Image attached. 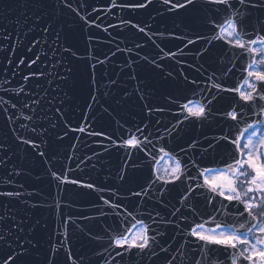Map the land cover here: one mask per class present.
Returning <instances> with one entry per match:
<instances>
[{
  "label": "water",
  "instance_id": "1",
  "mask_svg": "<svg viewBox=\"0 0 264 264\" xmlns=\"http://www.w3.org/2000/svg\"><path fill=\"white\" fill-rule=\"evenodd\" d=\"M34 2L35 0H0V96L4 99L9 98V93L3 91L4 87L14 93L23 86L31 97L36 99L44 97L35 114L26 108L13 110L9 107L8 113L0 111V144L7 145L8 149L6 154L0 152V159L7 161L6 166L0 165V190L22 193L18 199L12 201L0 197V212L8 207L11 209L9 214L15 216L17 220L23 218L26 221L25 231L20 235L25 246L30 248L31 254L28 256L30 264H48L49 257L53 255L55 264H66L67 252L64 250L56 252L54 247L61 241L70 248L74 256L82 258V264H103L104 257L99 253L104 251L109 242L106 229L109 225L113 227L117 225L113 223L111 216L97 218V208L94 207L98 202L97 193L85 195L84 193L89 190L70 182L54 180L50 169L61 174L64 181L79 180L113 189L121 198H125L124 202L129 208H133L131 201H135L136 198L129 201L126 197L129 188L135 185L124 184L119 180L118 173L124 164L113 163L112 149L115 146L109 140L89 136L87 133L104 132L119 142L122 136L133 132L135 126L141 124L142 120L145 122L151 120V125H155L156 118L160 117L162 123L155 127L161 128V133H156L155 129L153 132L154 135L162 134L163 125L174 123L172 112L179 111V103L185 102L186 99L201 98L192 90V86H189L192 94L178 95L180 100H177V103L164 104L163 100L147 99L148 90L144 86L147 83L157 84L165 81L161 80L159 69L154 70L135 54L139 52L140 55L147 54L150 58L156 57L159 63L165 65V72L174 69L173 74L176 76H180L183 69L184 75L200 81L201 88L211 84L207 77L213 72L221 77L217 83L226 80L228 87L241 84L244 65L241 63L244 61L240 60L242 57L240 56L230 62L224 55V50L227 49L229 54L239 50L228 48L222 41H216L214 47L209 46L211 56L197 55V50L205 46L203 40L184 48L186 41L173 36L193 35L191 31L193 26L183 10L168 11V6L162 0H153L147 9L138 10L111 8L110 0H68L72 8H76L89 20H95L100 27L85 25L83 20L71 9L63 7L62 3L60 8H55V4L61 0H48L53 7L43 10L32 7ZM116 2L130 4L136 3L137 0ZM81 4L85 6L80 7ZM236 6L239 7L238 3ZM92 8L100 11L89 15ZM109 8L111 11H108ZM251 15L255 21L257 16H264V12L252 10ZM37 16L41 17L38 22ZM122 21H131L141 27L147 26V30L152 33H163V36L155 35L152 38L159 48L143 33ZM48 25H51V28L45 33L44 28ZM195 27L209 39L212 38L210 25L200 22ZM105 28L107 31H104ZM56 32H60V40L56 39ZM6 35L11 39H5ZM37 41L39 43H36ZM136 43H141L143 47L135 48ZM33 45L35 47H32ZM12 47L15 48V53L9 51ZM30 47L32 51H28ZM65 47L71 51L65 52ZM117 47L121 51H116ZM160 48L164 49V53L176 52V56L172 59H160V56L164 55L160 53ZM126 49H132V52L129 53L125 51ZM113 52L116 54L112 55ZM36 55L40 56V61L36 65L32 68L21 66L15 70V75L12 74L8 59L16 61L18 58H24L27 62ZM130 59L137 61L133 65L136 69V79L130 78L132 69L126 67ZM93 65L96 67L93 68ZM69 67L73 69L71 73L67 72ZM228 68H232V72L223 77L222 73ZM31 72H43L44 75L25 82L22 76ZM60 76L70 78L61 80ZM6 78L10 83H5ZM93 79L95 83L92 82ZM112 80L117 83L111 84ZM137 88L143 91L137 92ZM141 95L144 96L143 99ZM92 96L96 97L95 101L91 99ZM167 99L169 100L168 96ZM23 100H29V96H24ZM47 101L52 103L49 104ZM145 105L165 107L172 112L156 113L148 118ZM226 107L227 103L224 101L216 105L217 109ZM13 111L15 115L10 124L7 116ZM25 116L34 118L28 120L24 118ZM258 119L264 117L252 116L244 120L239 125V131L243 133L248 123ZM231 123L220 116L203 125L195 122L186 123L182 126L184 131L178 138L171 140L167 147L187 146L192 139H199L207 144L205 137L211 140L212 137L219 136L222 132L228 131L227 125ZM33 127L36 128L35 132L32 131ZM79 127H84L86 131L81 133L70 130ZM231 134L235 135V130ZM17 136L35 141L39 149L19 142ZM38 152H44L45 156L41 157ZM176 152L179 153V150ZM225 153L226 149L212 153V164L209 161L207 167H223L228 159ZM189 154L193 157L201 156L198 153ZM16 171L20 173L18 176L9 177V172ZM191 171L194 174L197 170L192 168ZM8 180H11V183L5 182ZM178 194L179 191H173L172 196L178 198ZM102 195L107 198L110 194L105 191ZM173 202L175 203V200ZM196 206L200 210V215L190 217L193 225L197 221L203 222L201 216L208 219L209 214H213L211 207H205L203 199L196 201ZM137 218L148 219L146 214L138 215ZM221 218L217 215V219ZM131 222L129 218L126 226H130ZM96 236L100 239L93 238ZM171 237L172 232L169 230L164 239L170 240ZM28 241L36 244V247L31 248ZM177 243L179 239L173 242V247ZM7 251V246L0 248V259ZM104 255L107 256V253ZM165 255L166 253H160L152 260L145 257L138 262L125 258L122 264H165ZM108 259L111 260V257ZM112 264H116V261H112Z\"/></svg>",
  "mask_w": 264,
  "mask_h": 264
},
{
  "label": "snow or ice",
  "instance_id": "2",
  "mask_svg": "<svg viewBox=\"0 0 264 264\" xmlns=\"http://www.w3.org/2000/svg\"><path fill=\"white\" fill-rule=\"evenodd\" d=\"M168 6V11L183 10V13L193 26L191 31L194 35H184L175 37L185 40L183 47L189 48L190 45L205 41V46L197 50L198 56H211L212 52L209 46L214 47L216 41H222L230 49L239 51L228 53L224 50V55L230 62L235 58L242 56L246 61L243 65L241 76L242 83L228 87L226 80L217 83L221 77L216 76L213 72L207 77L211 81L209 86L200 87V81L197 78H189L180 71L181 80L174 75L173 70L164 71L165 65L158 62L156 57L150 58L149 55H135L141 61L152 66L154 70L159 69L161 80L185 88L192 86V90L200 95V99H186L185 102L179 103V111L172 112L171 109L165 107H152L145 105L146 117L150 118L156 113L172 112L175 118L174 123L163 125L161 128L155 125H161L160 117L156 118L155 125H151V120L135 126V130L126 136H122L117 142L111 136L104 132H88L89 136L101 137L112 142L113 146L125 149L126 157L130 160L136 153H142L140 161L142 166H147V178L143 183L140 177L134 171L138 167L134 161L131 166H125L118 173V178L124 184L135 185L130 187L127 200L136 198L133 208H129L124 202L125 198L113 189L97 186L94 183H83L79 180L64 181L61 174L51 172V176L58 182H70L73 185L89 190L85 195L95 192L98 194V202L94 204L97 208V218H107L111 216L113 223L117 225L113 227L109 225L106 232L109 236V242L104 251L99 253L104 257L103 264H122L123 260L139 261L145 257L149 260L159 256L160 253H166L165 264H264V119H258L253 123H248L243 133L239 131V125L252 116L264 117V16H257L255 21L252 18V10L264 12V0H162ZM63 7L71 9L77 17L84 21L85 25L100 27L95 20H89L82 16L76 9L72 8L68 0H61L55 4V8ZM153 0H137L136 3H117L116 0H110L111 8L120 9H147ZM238 3L239 7L236 6ZM37 10L52 8L48 0H35L31 5ZM85 5L81 4L80 7ZM111 8L108 11H111ZM100 11L92 8V12ZM41 19L37 16V22ZM203 22L204 25H210L212 38L202 34L196 30V25ZM129 24L138 32L152 40L155 35L163 36V33H152L147 30V26L141 27L133 24L131 21H122ZM111 26V25H110ZM51 28L48 25L44 28L47 33ZM107 31V28L104 29ZM56 39H61L60 32H56ZM5 39H11L5 36ZM91 40L92 38L89 37ZM36 43H39L38 41ZM32 47H35L33 45ZM59 47V45H57ZM143 45L136 43L135 48L140 49ZM159 48V45L156 44ZM15 53V48L9 49ZM28 51H32L30 47ZM65 52L71 51L65 47ZM116 51H121L117 47ZM125 51L131 53L132 49ZM183 51L182 49L180 50ZM160 59H172L176 56V52L164 53V49L160 48ZM116 53L113 52L112 55ZM75 55V53H73ZM40 61V56L36 55L27 62L24 58H18L16 61L7 60L8 65L15 75V70L21 66L32 68ZM104 63V61H98ZM137 61L128 60L126 67L131 68V79H136V69L133 67ZM178 63H182L179 62ZM55 66V65H54ZM93 68L96 65L92 66ZM233 67L235 64L233 63ZM72 68H67V72L71 73ZM200 71V69H197ZM232 72V68H228L222 73L223 77ZM43 72H31L23 75L22 79L27 82L33 78L43 76ZM61 80H68V76H60ZM215 78V79H214ZM95 83L94 79L92 81ZM5 83H10L7 78ZM115 80L111 84L115 85ZM5 93H9V98L4 99L0 96V111L8 113L9 107L13 110L18 108L29 109L33 114L37 112V108L41 104L40 99L31 97L22 86L18 91L12 93L7 87L3 88ZM143 90L137 88V92ZM226 94V95H222ZM47 90H45V96ZM24 96H29V100H23ZM15 98V99H14ZM144 96L141 95V99ZM96 100L95 96L91 97ZM171 103H177L175 97H169ZM22 101V103H21ZM222 101L227 103V107L217 109L216 105ZM49 104L52 101H47ZM35 106V107H34ZM91 108V105H89ZM15 111L7 116L8 122L11 124ZM217 116L229 120L232 123L227 125L228 131L222 132L219 136L212 137L207 144L199 139H192L187 146L178 145L179 153H198L202 157L211 155L220 149H226L228 159L223 167H201L197 160L192 159L189 162L184 161L175 149H170L167 144L180 136L184 131L182 127L186 123H198L203 125L210 123ZM25 119L32 120L33 116H25ZM25 127L26 125H21ZM54 126V125H53ZM43 127V125H40ZM123 127V125H122ZM47 131V129H44ZM71 131L85 132L84 127L73 128ZM147 130V131H146ZM235 130V135L231 134ZM15 131V130H14ZM35 132L36 128L33 127ZM67 135V133H65ZM61 139L63 137H60ZM17 140L34 149H39V145L30 139H22L17 136ZM164 141V143H161ZM151 145V147H149ZM7 145L0 144V152L7 153ZM43 157L44 152H38ZM157 154H162L160 159L165 157L170 162L169 167L165 168L163 173L157 168L159 160ZM0 165L6 166L7 161L0 159ZM197 171L192 173L191 169ZM9 172L8 175H19ZM11 183V180L5 181ZM171 186V187H169ZM105 191L109 192V196L105 198L102 195ZM173 191H179L178 198L173 197ZM22 195L19 191H3L0 190V197L6 198L8 201L18 199ZM203 199L205 207H211L212 213L208 219L201 216L203 222H195L192 224L190 217L200 215V210L196 206V201ZM175 200V203L173 202ZM227 202V203H225ZM179 205V206H177ZM11 209L5 207L0 212V248L7 246V254L0 259V264H30L28 256L31 254L30 248L25 246L20 234L25 231L24 225L26 221L23 218H17L11 214ZM146 214L147 220L137 218L138 215ZM217 215L222 217L217 219ZM87 219V217H85ZM131 218L130 226H126L128 219ZM174 218V219H173ZM231 218V219H229ZM37 223H39L37 221ZM160 225V227H153ZM207 225V226H206ZM214 225V226H212ZM171 230L172 237L170 240L164 239L168 231ZM99 240L100 237H93ZM179 239V243L173 247V242ZM31 248H35L36 244L28 241ZM56 252L64 250L67 252L66 264H82V258L76 257L70 248L61 241L58 246H54ZM111 249V251H110ZM119 249V250H117ZM107 253V256L104 254ZM111 257V260L108 259ZM48 264H55V256L48 259Z\"/></svg>",
  "mask_w": 264,
  "mask_h": 264
},
{
  "label": "flooded vegetation",
  "instance_id": "3",
  "mask_svg": "<svg viewBox=\"0 0 264 264\" xmlns=\"http://www.w3.org/2000/svg\"><path fill=\"white\" fill-rule=\"evenodd\" d=\"M181 80L183 79V77H180L178 76ZM165 87L167 88H177L178 86L176 85V83H170V84H167V85H164ZM156 88H160L161 86L157 85V86H154ZM181 87V91L178 93L176 91H173V90H168V91H148V94L150 95H163L164 97L168 96V97H175L176 100H180V98L178 97V95H185L186 93V88L183 87V86H179ZM170 101V100H169ZM151 147V146H149ZM170 149H175V150H179L178 148H172V147H168ZM143 154L142 153H136L132 156V158L129 160L126 155L121 157V159H123L125 161V163L129 166L132 165V163L135 161L136 164L138 165V169H144V168H147V166H142V162L140 161V156H142ZM180 155V154H179ZM160 156H162V154H157V159L159 160V163L156 165L157 168L160 169L161 173H163L164 169L169 167L170 164L172 162H170L168 160L167 157L163 158V159H160ZM180 157L183 158L184 161H187L188 162V156L186 155H180ZM206 158H210V160L212 161V156H206ZM140 172V171H138ZM142 173V171L140 172ZM179 196V194L177 195Z\"/></svg>",
  "mask_w": 264,
  "mask_h": 264
}]
</instances>
